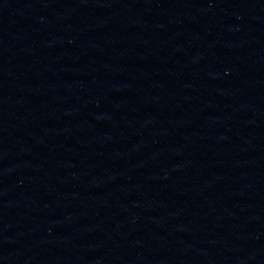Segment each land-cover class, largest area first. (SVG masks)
Instances as JSON below:
<instances>
[{"label":"water","instance_id":"1","mask_svg":"<svg viewBox=\"0 0 264 264\" xmlns=\"http://www.w3.org/2000/svg\"><path fill=\"white\" fill-rule=\"evenodd\" d=\"M0 264H264V0H0Z\"/></svg>","mask_w":264,"mask_h":264}]
</instances>
